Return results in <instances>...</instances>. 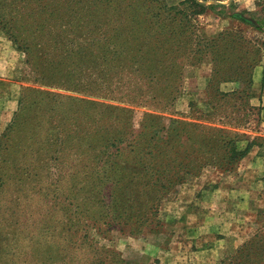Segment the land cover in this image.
<instances>
[{"label":"trees","instance_id":"trees-1","mask_svg":"<svg viewBox=\"0 0 264 264\" xmlns=\"http://www.w3.org/2000/svg\"><path fill=\"white\" fill-rule=\"evenodd\" d=\"M4 7L0 30L34 82L149 113L134 128L127 108L91 111L75 98L24 89L0 139V264H71L63 243L80 234L48 227L57 216L45 204L64 196L78 207L71 192L86 178L104 180L113 192L99 222L133 229L148 224L154 201L184 176L206 166L229 174L248 151L264 149L263 138L224 129H237L240 113L252 111L245 100L263 44L226 29L207 39L196 34L190 21L209 8L198 0L170 8L148 0H0ZM203 62L210 67L206 121L220 128L164 126L157 114L178 98L183 68ZM261 73L263 80L264 65ZM223 83L236 86L221 92ZM261 181L264 192V175ZM79 216L68 221L77 225ZM220 264H264V220Z\"/></svg>","mask_w":264,"mask_h":264},{"label":"rangeland","instance_id":"rangeland-1","mask_svg":"<svg viewBox=\"0 0 264 264\" xmlns=\"http://www.w3.org/2000/svg\"><path fill=\"white\" fill-rule=\"evenodd\" d=\"M133 1L141 3L147 0ZM148 1L170 8L176 7L181 0ZM198 2L209 8L202 15L191 19L190 23L196 34L207 39L226 29L253 43H262L264 47V0ZM4 9L6 8L0 9V12L7 14L8 9L3 11ZM23 17L16 14L19 20H23ZM10 41L0 30V101L10 97L12 91H15L10 117L7 122L0 124V139L17 109V102L24 89H37L75 98L85 103L81 107L90 105L88 109L91 111L98 105L127 108L134 128H137L142 116L149 113L141 107L41 86L33 81L32 73L23 63L24 55L15 50ZM263 65L264 50L260 62L252 69L250 95L245 100L244 109L252 111L243 118L240 113V126L237 129L225 127L229 132L264 139V107L255 105L252 100L260 95L264 86V77L261 80ZM256 68L260 70L261 80L258 95L251 89L252 75ZM209 72L210 67L206 62L183 68L178 98L168 111L157 114L163 118L164 126L175 120L184 130H190L194 125L220 128L219 125L206 121L212 112L205 97ZM9 82L14 83L15 87H10ZM235 86L223 83L219 90L230 92ZM242 145L243 143L238 144L240 147ZM234 165V171L229 174L206 166L196 174L184 176L157 203L154 201V214L148 224L135 226L133 229L124 227L122 223L99 222L97 216L105 212L103 202L108 205L114 201V196L104 180L97 181L89 177L76 183L72 189L71 194L78 207L74 208L73 202L68 205L64 196H59L51 204H45L57 216L47 226L80 234V237L65 238L63 243L62 253L66 262H72L71 264H220L223 258L230 256L248 240L263 225L264 220L261 181L264 175V149H251ZM98 178L101 179L100 175ZM48 182L51 187L53 182ZM78 188L80 191H77ZM126 200H132V197H126ZM108 213L111 211L108 210ZM77 214L80 215L77 225L68 221Z\"/></svg>","mask_w":264,"mask_h":264},{"label":"crops","instance_id":"crops-1","mask_svg":"<svg viewBox=\"0 0 264 264\" xmlns=\"http://www.w3.org/2000/svg\"><path fill=\"white\" fill-rule=\"evenodd\" d=\"M260 69V67H259ZM258 68L255 69V71L253 72L252 75V85H251V89L252 92L254 94L260 93V88H261V80H260V70ZM10 83V87H15L12 82ZM15 91L13 93L12 91V95L8 98H4V100L0 101V124H3L5 122H7V120L10 117L9 111L10 108L13 106L14 102H15ZM252 100H254L255 105H258L260 107H264V86L262 87V92L260 93L259 96L254 97Z\"/></svg>","mask_w":264,"mask_h":264}]
</instances>
